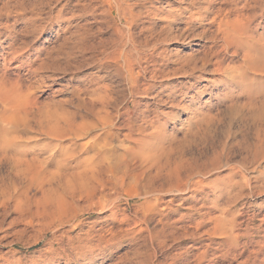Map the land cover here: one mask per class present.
<instances>
[{
    "label": "rangeland",
    "instance_id": "374dc122",
    "mask_svg": "<svg viewBox=\"0 0 264 264\" xmlns=\"http://www.w3.org/2000/svg\"><path fill=\"white\" fill-rule=\"evenodd\" d=\"M122 1L125 3L108 13L99 0H48V21L40 33L27 30L25 17L15 16L14 11L4 18V9L11 11L13 0H0V7L5 6L0 9V89L9 93L13 88L10 97L0 91V98L13 99L11 95L16 96L20 89L18 98L29 99L27 106L24 101L25 109L28 107L24 112L32 108L27 117L22 113L25 109L16 104L21 112L15 106V112L3 104L0 108V184L4 183L0 185V264H172L175 259L182 264H264V0ZM190 3L194 7L171 25V35L188 27L189 31L182 40L168 41L158 50L165 52L162 57L167 56L161 58L160 69L170 75L152 83L154 87L146 94L131 97L122 79L95 67L97 56L87 52L81 57V48L88 44L101 47L98 52L116 49V42L122 39L118 28L124 27L116 21L118 13L134 14L130 31L142 42L149 32L153 39L164 32L168 12ZM204 10L209 12L200 20ZM237 14L242 17L231 29L234 42L224 48L219 37L212 39L216 23L222 19L234 22ZM61 21L69 24L68 32L63 31ZM203 31L205 36H198ZM63 38L69 45L83 43L74 51L80 65L77 72L53 75L49 69L36 71L53 54L63 63L62 52L69 46ZM15 50L23 53L17 56ZM177 55L187 62L206 55L210 63L203 74L172 75L181 64ZM13 77L20 82L18 86ZM96 79L99 85L104 83L102 87L108 85L107 91H94ZM3 83L9 84L6 89ZM16 86L23 87L16 88V93ZM27 90L32 96H23ZM105 91L117 105L111 99L108 109L115 134L97 142L93 138L101 133L97 129L80 138L76 162L70 159L59 165L63 154L59 147H68V138L52 140L35 131L36 127L71 120L78 99L83 101L78 103L82 108L99 106L97 97ZM126 107L130 117L123 114ZM17 110L20 122L27 118V125L14 119ZM142 112L144 123L139 121ZM7 113L15 130L5 120ZM80 113L86 118L81 121L74 116L75 123L79 120L77 124L86 127L95 122L92 113ZM127 119L133 131L122 128ZM25 150L44 157L48 168L34 171L16 186L11 181L16 168L4 157ZM3 160H8L7 165ZM8 165L14 172L8 171ZM176 176L178 181L173 180ZM160 185L162 195L145 196V191ZM187 197L188 201L183 200ZM50 252H56V257L52 259Z\"/></svg>",
    "mask_w": 264,
    "mask_h": 264
},
{
    "label": "bare ground",
    "instance_id": "6f19581e",
    "mask_svg": "<svg viewBox=\"0 0 264 264\" xmlns=\"http://www.w3.org/2000/svg\"><path fill=\"white\" fill-rule=\"evenodd\" d=\"M29 0H13V2L12 3H10V4H12L13 5V7H12V9H11V11H10V9L9 8H7L6 7V9H4L5 10V14H4V11H3V16H4V18H6V17H8L10 14H11V12L12 11H14V14H15V16H17V17H20V18H23V17H25V21L23 22V24H24V26L26 27V29L27 28H30V29H33V30H35V31H40V33H42V31H43V29H44V27H43V23L44 22H46L47 23V21H48V18L45 16V15H47V13H46V10H47V8H48V0H30V3H27ZM99 1H101L103 4H105L106 6H107V9H108V13H111L112 11H113V9L117 6H119V4L121 3V2H123L122 0H99ZM194 1V0H193ZM7 2V1H6ZM10 2V1H9ZM149 2H150V0H149ZM190 2H192V0L190 1ZM195 2V1H194ZM8 3V2H7ZM123 3H125V2H123ZM197 3V2H196ZM10 4H9V6H10ZM11 5V6H12ZM128 5V4H127ZM5 6H3L2 8H4ZM116 7V8H117ZM125 7V6H124ZM194 7V3H190L189 5H186L185 7H182L181 9H178L177 11H175V12H168V15H167V17H164V18H166L165 19V23H166V25H165V28H164V32L162 33V34H160V35H157L154 39L152 38V35H151V33L149 32L148 33V35L144 38V40L142 41V42H137L136 40H135V38H134V36H133V34H132V32L130 31L131 30V28L133 27V25H134V22H135V18L136 17H134V14H132L131 13V15H125V12H124V14H120V13H118V15H117V18H116V21L119 23V24H123L124 25V27H119L118 29H120V31H121V33H122V36H121V40L120 41H118V42H116L117 43V45H116V49H113L112 51H109V52H105V51H101L100 50V52H98L99 51V48H101V47H95L94 45H90V44H88V45H85V46H83L82 48H81V50H80V54H81V57H83L85 54H87V52H89V53H91V56H92V54H94L93 56L94 57H96L97 56V58L95 59L96 60V65H95V67L100 71V73L101 72H103V73H108V74H112V77H114L115 79L116 78H118V79H122L123 81H124V83H125V85L127 86V88H128V91H129V94L131 95V97L132 96H134V95H142V94H146L147 93V91L148 90H150V89H152L154 86H153V84L152 83H154V82H156L157 80H160V79H165V78H167V77H169V72L168 73H164L163 71L164 70H161L160 69V67H161V65L162 64H160L161 62L160 61H163L161 58H166L167 56H166V54L162 57V54H164L165 52L164 51H162V52H158V50H159V48H161V46L163 45V44H165V43H167L168 41H172V40H177V41H179V40H182L183 39V36H184V33H186V31L188 32L189 31V27H188V25H189V23H188V25H187V27L188 28H186V29H184L185 31H183V32H177V34H175L174 36H172L171 35V32H172V28H171V25L175 22V21H178V20H180L181 19V16H182V14L183 13H185V12H187L190 8H193ZM197 7V6H196ZM1 7H0V9H2ZM130 8V7H129ZM199 8V7H198ZM202 8V7H201ZM122 9V8H121ZM126 10H127V8H125ZM203 9V8H202ZM205 9V8H204ZM115 10V9H114ZM26 11H28V14H26L25 12ZM127 11H129V10H127ZM205 11H207V10H204V11H202V12H200L199 13V15L201 16V19L200 20H204V18L206 17V15H207V13L209 12H205ZM59 12V11H58ZM131 11H129V13H130ZM59 14V13H58ZM107 14V13H106ZM156 14V13H155ZM154 14V15H155ZM1 15H2V13H1ZM1 15H0V18H1ZM12 15H13V13H12ZM28 15V16H27ZM2 16V17H3ZM57 16V15H56ZM61 16H62V14H61ZM111 16V15H110ZM166 16V15H165ZM237 17H236V21H234V22H229L227 19H222V20H220L219 22H217L216 24H217V28H216V34L212 37V39L214 40L215 38H217V37H219V39L221 40V43H222V45L224 46V48H227L228 47V45L233 41L234 42V40H232V39H230V36H232L233 34H232V26L233 25H235V24H238V23H240L241 22V20H240V18H238V17H242V16H240L239 14H237L236 15ZM156 17V16H155ZM138 18V17H137ZM163 18V19H164ZM214 20H216V19H214ZM62 22V27H63V31L66 33V32H68L69 30H70V27H69V24L67 23L66 24V21H61ZM164 23V24H165ZM176 23V22H175ZM191 25V24H190ZM72 26V25H71ZM24 27V28H25ZM164 27V26H163ZM162 27V28H163ZM161 28V29H162ZM185 28V27H184ZM191 28V27H190ZM79 29H80V27H79ZM133 29V28H132ZM145 29H147V28H145ZM204 29V28H203ZM232 29V30H231ZM28 30V29H27ZM26 30V31H27ZM33 30H30V32L29 33H31V34H35V32L33 31ZM76 30V29H75ZM81 30V29H80ZM115 30V29H114ZM28 32V31H27ZM74 32V31H73ZM76 33H77V31H75ZM81 32H83V31H81ZM145 32H147V30L145 31ZM205 32L206 31H203L202 33H200L198 36H205ZM25 33V32H24ZM75 33V34H76ZM78 33H79V31H78ZM77 33V34H78ZM124 33V34H123ZM26 34V33H25ZM28 34V33H27ZM75 34H73L74 36H75ZM145 34V33H144ZM147 34V33H146ZM121 35V34H120ZM207 35V34H206ZM70 37H71V35H69ZM69 37V38H70ZM73 37V36H72ZM79 37H81V38H83V36H79ZM78 37V38H79ZM87 37V36H86ZM85 37V38H86ZM80 38V40H82ZM88 39V38H87ZM207 39V38H206ZM63 40H65L64 38H63ZM67 41H68V39H66ZM66 40H65V43L66 44H68V42H66ZM71 40V39H70ZM73 40V39H72ZM75 40H76V38H75ZM92 40V39H91ZM90 40V41H91ZM77 41V40H76ZM63 43V42H62ZM79 42H75L74 41V43H71L69 46H67L66 45V48L65 49H67V51L64 49V48H62V49H64V51H65V53L64 52H62L64 55V59L62 60V64H60L59 63V60H58V57H55L56 55H54L53 54V57L54 58H52L51 60H48L49 61V63H42V62H40V65L38 64H36L37 66L36 67H38L39 66V69H37L36 68V71L38 70H40L41 72H42V70H48L49 69V71L53 74V75H57V74H61V73H66V72H70V73H75V72H77V70L79 69V67H80V65L78 64V63H76L75 61V55L74 54H76L75 52V48H76V46L77 45H82V44H78ZM81 43V42H80ZM92 43H94L93 41H92ZM91 43V44H92ZM98 43V42H97ZM96 43V44H97ZM169 43V42H168ZM22 44V43H21ZM23 44H24V46L23 47H25V42H23ZM22 44V45H23ZM61 44V43H60ZM1 45V44H0ZM21 45V46H22ZM27 45V44H26ZM62 45V44H61ZM65 45V44H64ZM64 45H62V46H64ZM20 46V47H21ZM29 46V45H28ZM27 46V47H28ZM60 46V45H59ZM61 46V47H62ZM8 47V46H7ZM15 47H17V46H15ZM60 47V48H61ZM9 48V47H8ZM18 48H19V45H18ZM22 48V47H21ZM59 47L57 48V50L58 49H60ZM23 49V48H22ZM28 49V48H27ZM62 49H60V50H62ZM78 49V48H77ZM162 49H163V47H162ZM13 50H14V48H13ZM25 50V49H24ZM60 50H58V51H60ZM16 51V50H15ZM23 51V50H22ZM25 51H27V50H25ZM24 51V52H25ZM63 51V50H62ZM75 51V52H74ZM78 51V50H77ZM160 51V50H159ZM165 51H166V49H165ZM11 52V51H10ZM9 52V53H10ZM17 52V56H19L20 55V53L22 54L23 52H21V51H19L20 53H18V51H16ZM79 52V51H78ZM12 53V52H11ZM61 53V52H60ZM97 53V54H96ZM19 54V55H18ZM56 54V53H55ZM58 54V53H57ZM5 55V54H4ZM11 55V54H10ZM15 55V54H14ZM60 55V54H59ZM78 55V54H77ZM90 55V54H89ZM99 55H101L102 57L100 58H98V56ZM7 56V55H6ZM5 56V57H6ZM16 56V57H17ZM62 56V55H61ZM90 56V57H91ZM178 56V55H177ZM216 56V55H215ZM44 57V56H43ZM47 57H49V55H47ZM93 57V58H94ZM217 57V56H216ZM10 58V57H9ZM51 58V57H50ZM62 58V57H61ZM86 58V57H85ZM192 58V57H191ZM4 59V58H3ZM48 59V58H47ZM161 59V60H160ZM189 59H190V55H189ZM12 60V58L10 59V61ZM44 60V59H43ZM42 60V61H43ZM89 60V59H88ZM93 60V59H92ZM183 60H186V59H184V57L182 58V57H179L178 56V58H177V61H179V62H177V63H181L180 64V66L179 67H176V68H174V70H173V72H172V75H181V76H186V77H193V75L195 74V73H202L203 74V72H204V70L207 68V66L209 65V63H210V60L207 58V56L206 55H203L201 58H195L194 60L192 59L191 61H189V62H187V60H186V63H184V61ZM7 61V60H6ZM9 61V62H10ZM86 61V60H85ZM167 61V60H166ZM1 62V61H0ZM36 62V61H35ZM44 62V61H43ZM160 62V63H159ZM164 62V61H163ZM173 62V61H172ZM174 63V62H173ZM172 63V64H173ZM182 63H184V65L183 66H181L182 65ZM190 63V64H189ZM220 63H218V65H219ZM3 65V64H2ZM7 65V64H6ZM35 65V64H34ZM174 65V64H173ZM176 65H178V64H176ZM4 66V65H3ZM166 66H167V64H166ZM215 67V66H214ZM5 68V67H4ZM28 69V68H27ZM42 69V70H41ZM162 69H164V68H162ZM6 70H8V69H6ZM33 70H34V68H33ZM44 70V71H45ZM167 70V69H166ZM2 71V70H1ZM4 71V70H3ZM2 71V72H3ZM31 71V70H30ZM45 71V72H46ZM11 72V71H10ZM166 72V71H165ZM35 73V72H34ZM5 74V73H4ZM16 74V73H15ZM37 74V73H36ZM35 74V75H36ZM42 74V73H41ZM18 75V74H17ZM39 75V74H38ZM146 75H148V79H145V77H146ZM2 76V75H1ZM4 76V75H3ZM7 76V75H6ZM29 76V75H28ZM31 77V76H30ZM29 77V78H30ZM10 78V77H9ZM13 78H15L16 80H14V81H17V78L16 77H13ZM112 79V78H111ZM143 81V83L141 84V80ZM114 80V79H113ZM14 81H12V82H14ZM4 82V81H3ZM97 82H99V79H96V89L94 90V91H102V88H104V90H106L107 91V89H108V85L107 86H105V87H102L103 86V84L101 83V85H99V83H97ZM7 83H8V81H7ZM18 83H20L19 81H17V86H18ZM13 84V83H12ZM15 84H16V82H15ZM15 84H13V86H15ZM2 85H4V83L2 84ZM6 85V84H5ZM4 85V86H5ZM7 85H9V84H7ZM6 85V86H7ZM1 86V85H0ZM3 86V87H4ZM6 86H5V89H6ZM15 87V91H16V93H17V90H18V88H20V87H23V86H20V87ZM93 87V86H92ZM16 88H17V90H16ZM27 88H30V87H27ZM98 89H100V90H98ZM170 89V88H169ZM3 89L1 88L0 89V91H1V93L4 91H2ZM8 90V92H9V88L7 89ZM12 91H13V88L11 89ZM87 90V89H86ZM12 91L11 92H9V93H6V91H5V93L3 92V95L4 94H7L8 96H9V94L11 93L12 94ZM14 91V92H15ZM19 91H20V89H19ZM19 91H18V93H17V95L19 94L20 95V93H19ZM28 91L29 90H27L26 91V93H25V91H24V94H23V96L25 97H29V96H27V94H31L30 92L28 93ZM89 91V90H88ZM105 91V92H106ZM109 91V90H108ZM169 91H171V90H169ZM111 92V91H110ZM21 93H22V89H21ZM87 93V92H86ZM103 93V92H102ZM109 92L107 93H104L103 95L101 94V92L99 93V96H98V93H97V100H99V101H97V103H98V105L99 106H96L95 108H90V109H88V108H82V105H79L78 103L79 102H81L80 101V99H78V97H77V101H79V102H77V105L78 106H73L75 109H73V110H71L72 111V121L71 120H68L67 119V122L66 121H62V122H64L62 125H60L59 123H54L55 121H53V123L54 124H52V122H51V124L49 123L50 121H48V123L46 122H43V123H45V125L43 124H41V126H37L36 128H34V129H36L35 131H39L38 133H40V134H43V135H46L47 137H49V138H51L52 140H55V141H61L62 139L63 140H65L66 138H68V141H69V145H68V147H63V145H59V144H57L58 146H60L59 147V150L63 153L62 154V158L61 159H59L58 161H59V165H60V162H62V163H64L65 162V160H68L67 162H69V160L71 159V160H74L75 162H76V160H75V158L76 157H78L77 155H76V151L79 149V147L77 146V142L80 140V138H86L87 136H89V134L91 133V132H96L97 131V129H99L100 131H101V133L100 134H97V135H94L93 136V138L95 139V141H97V142H100V141H104V140H106L108 137H110V136H113L115 133H114V129H116L115 128V126L116 125H114L115 123L113 122L114 120L110 117V114H109V112L110 111H108V109H109V105L111 106V99H112V102H113V98H111V95H110V97H109ZM7 95H5V96H7ZM15 96V94L12 96L11 95V97H13V99L11 98H0L1 100H0V103H1V107L0 108H2V104L4 105L3 107H6V110H7V108L10 110L11 109V111L13 110L12 108L15 106V104H16V106H21V107H23L24 109H25V106H27L28 104H27V102H28V100H24V98H18V96ZM96 95V94H95ZM175 95V94H174ZM31 96H32V94H31ZM88 96V95H87ZM94 96V95H93ZM92 96V97H93ZM0 97H1V94H0ZM10 97V96H9ZM90 97V96H89ZM88 97V98H89ZM31 99H33V97H30ZM2 99H3V101H2ZM95 99V100H96ZM92 100V99H91ZM94 100V99H93ZM114 100H115V98H114ZM2 101V102H1ZM26 102V105H25V102ZM31 101H33V100H31ZM34 101H36V99L34 100ZM34 101H33V103H34ZM37 102V101H36ZM83 102V101H82ZM81 102V103H82ZM91 102H94V101H91ZM96 102V101H95ZM115 102V101H114ZM113 102V103H114ZM29 103V102H28ZM85 103V102H84ZM88 103V102H87ZM86 103V104H87ZM83 104V103H82ZM96 104V103H95ZM125 104H127L126 106L127 107H129V103L127 102V103H125ZM134 104V103H133ZM23 105V106H22ZM25 105V106H24ZM30 105H32V104H29V107H31ZM36 105V104H35ZM88 106H90V104H87ZM93 105V104H92ZM112 105H114V107H116L117 105H116V102H115V104H112ZM15 106V107H16ZM85 106V105H84ZM21 107H18L19 108V110H20V112L22 111L20 108ZM32 107H34L33 105H32ZM87 107V106H86ZM112 107V106H111ZM127 107H126V110L125 111H123L124 113L123 114H125V115H128L129 116V114H130V111L127 109ZM17 108V107H16ZM17 108V109H18ZM28 108V107H27ZM27 108L25 109V110H23L22 111V113H23V115L25 114L26 115V117H27V113L29 112V110H32V108L31 109H28V112H24V111H27ZM35 108V107H34ZM117 108V107H116ZM115 108V109H116ZM3 109H5V108H3ZM114 109V110H115ZM125 109V108H124ZM133 109H134V107H133ZM132 109V110H133ZM2 110V109H1ZM4 111V112H7V111ZM19 110H17V112L15 113L16 114V116H17V114L18 113H20L19 112ZM68 110V109H67ZM75 110V112H73ZM11 111H10V113H11ZM14 111V110H13ZM81 111H85L86 112V114L88 115V113H92L95 117H93L94 119H95V122L92 124V125H89L88 123V126H86L87 124H85V126L86 127H84L82 124L81 125H79V124H77V122L79 121H77L76 123L73 121L74 119H73V117L74 116H78L79 118L78 119H80L81 121H84V118H86L84 115V117H82L80 114V112ZM3 112V113H4ZM15 112V111H14ZM2 113V112H1ZM2 113V114H3ZM10 113H7L9 116H7V119H5V120H9L8 119V117H10ZM66 112H64V114H65ZM70 113V112H69ZM132 113V112H131ZM134 113V112H133ZM135 113H137V112H135ZM141 113V112H140ZM139 113V114H140ZM154 113H156V112H154ZM12 114V113H11ZM14 114V113H13ZM11 115V117L12 116H14V115ZM21 114V113H20ZM122 114V115H123ZM22 115V116H23ZM67 115V114H66ZM90 115V114H89ZM117 115V114H116ZM115 115V116H116ZM120 115V114H119ZM124 115V117H126ZM132 115V114H131ZM135 115V114H134ZM133 115V116H134ZM146 115V114H145ZM156 115H158V113L156 114ZM4 116H5V114H4ZM16 116H14V117H12V119L14 118L15 120H17L18 119V121H19V123H22L23 122V124H25V120L27 121V118L26 119H24V121H22V122H20V118H18V116H20V115H18L17 117ZM22 116H21V118H22ZM128 116H127V118H128ZM140 117H139V121H141V122H145V117H144V115H143V112H142V114L141 115H139ZM63 117H65V118H68L67 116H65V115H63ZM130 117V116H129ZM158 117V116H157ZM138 118V117H137ZM3 119V120H4ZM11 119V118H10ZM23 119V118H22ZM70 119V118H69ZM89 119V118H88ZM88 119H86V120H88ZM92 119V118H91ZM93 119V120H94ZM132 119V118H131ZM134 119V118H133ZM135 119H136V116H135ZM64 120V119H63ZM90 120V119H89ZM113 120V121H112ZM7 121H5V122H7ZM18 121H16V122H18ZM91 121V120H90ZM89 121V122H90ZM129 121V119H127V121L126 122H128ZM10 124H12V121H8ZM15 122V123H16ZM28 122V121H27ZM56 122H58L57 120H56ZM125 122V124H123V126H122V128H127V130H129V131H131L132 129H133V126H132V124H130L131 123V121L130 122H128V123H126ZM13 123H14V120H13ZM30 123V122H29ZM124 123V122H123ZM8 124V123H7ZM18 124V123H17ZM28 123H26L25 125H27ZM31 124V123H30ZM39 124H40V122H39ZM91 124V123H90ZM9 125V124H8ZM13 125V124H12ZM10 126L12 129L14 128V125L13 126ZM16 125V124H15ZM20 125V124H19ZM19 125H17V126H19ZM34 125V124H33ZM122 125V124H121ZM134 125V124H133ZM16 126V127H17ZM15 127V128H16ZM22 128L21 129H23V126H21ZM25 127V126H24ZM28 127H29V125H28ZM28 127H25L26 129L28 128ZM35 127V126H34ZM10 128V129H11ZM119 128H121V127H119ZM124 128V129H125ZM7 129V128H6ZM9 129V128H8ZM11 129V130H12ZM20 129V130H21ZM30 129V128H29ZM32 129V128H31ZM34 129H32L31 131H33ZM139 131H141L142 129H141V127H139V128H137ZM13 130H15V129H13ZM4 131H6V130H4ZM128 131V132H129ZM133 131V130H132ZM23 132H26L25 130L23 131ZM11 132H9V134H10ZM6 134V133H5ZM39 134V135H40ZM8 135V134H7ZM11 135V134H10ZM10 135H8L9 136V138H10ZM92 135V134H91ZM11 137H13V135H11ZM11 139V138H10ZM10 139H8V140H10ZM7 140V139H6ZM12 140V139H11ZM13 140H14V137H13ZM11 142V141H10ZM10 142H8L7 141V143L9 144ZM63 142V141H62ZM6 143V144H7ZM14 143V142H13ZM57 143V142H56ZM107 143H108V141H107ZM107 143L105 142L104 144H106L107 145ZM137 143V142H136ZM89 144V143H88ZM52 145V144H51ZM87 145V143L85 144V146ZM15 146V145H14ZM80 146V145H79ZM5 147V146H4ZM7 147H9V146H7ZM55 147V146H54ZM82 147H83V145H82ZM91 147V146H90ZM105 147V146H104ZM107 147V146H106ZM4 149V148H3ZM6 149V148H5ZM4 151V150H3ZM9 151V150H8ZM8 153V152H7ZM11 153V155L13 154L14 155V153H12V152H10ZM35 153V152H34ZM34 153H30V151H29V153L27 152V150H25V151H22L21 153H15V155L12 157V156H9L8 155V157L6 156V157H4V159L6 158V159H8V160H5V161H8V162H6V163H9V162H11V164H9V165H13L15 168H16V172H15V177L11 180L10 178L12 177H10V178H6L7 180H11V181H13L12 182V184H14V185H20V182L22 183L23 181H24V179H27V177L29 178V177H31V174L34 172V171H36L37 173H39V170L41 169V170H43L44 168H45V166H46V162H48V161H45V159H43L44 157H39L37 154H34ZM59 153V152H58ZM5 154V153H4ZM2 156V155H1ZM3 156H5V155H3ZM2 156V157H3ZM41 156V155H40ZM52 157V156H51ZM47 158H49V157H47ZM54 158V157H53ZM59 158V157H58ZM48 160V159H47ZM4 161V160H3ZM5 161L4 162H2V163H4V164H6L5 163ZM64 161V162H63ZM53 162V161H52ZM1 163V164H2ZM49 163V162H48ZM47 163V164H48ZM7 165V164H6ZM8 165V169L10 168L11 169V167ZM12 166V167H13ZM3 168H5L4 167V165H3ZM7 168V167H6ZM48 168V167H47ZM47 168H45V169H47ZM177 168V167H176ZM10 169L8 170V171H10ZM157 169H159V168H157ZM4 171V173L7 171L6 169L5 170H2V172ZM7 171V172H8ZM10 172H14V169H13V171H12V169H11V171ZM10 172H9V174H10ZM3 173V174H4ZM37 173H35V174H37ZM40 173L42 174L43 172L42 171H40ZM8 174V175H9ZM14 174V173H13ZM41 174H39V175H37V176H40ZM0 175H1V172H0ZM5 175H6V173H5ZM4 175V176H5ZM12 175V174H11ZM30 175V176H29ZM32 175H34V174H32ZM156 176H160V174H156ZM168 176V175H167ZM2 177V179H3V176H1ZM8 177V176H7ZM160 177H162V175L160 176ZM177 177V176H176ZM32 178H34V177H32ZM32 178H30V179H32ZM37 178V177H36ZM169 178V177H168ZM179 177H177L176 179H173L174 181H176L177 179H178ZM23 179V180H22ZM30 179H28L29 181H31ZM163 179V178H162ZM167 179V178H166ZM1 180V179H0ZM5 180V179H4ZM3 180V181H4ZM10 180H9V182H10ZM27 181V180H26ZM28 181V182H29ZM33 181V180H32ZM31 181V182H32ZM168 182L169 181H171V179L170 180H167ZM178 181V180H177ZM6 182V181H5ZM8 182V181H7ZM8 182V183H9ZM28 182H26L25 183V185L28 183ZM172 182V181H171ZM3 183V182H2ZM2 183L0 184V185H2ZM30 183V182H29ZM163 183H164V179H163ZM170 183V182H169ZM168 183V184H169ZM178 183V182H177ZM176 183V184H177ZM10 184V186H13V185H11V183H9ZM24 184V183H23ZM22 184V185H23ZM167 184V185H168ZM3 185H4V183H3ZM5 185H6V183H5ZM21 185V186H22ZM172 185V184H171ZM7 187L9 186L8 184L6 185ZM14 187V189L15 188H18V187ZM169 186V185H168ZM3 187V186H2ZM1 186H0V188H2ZM11 188H13V187H11ZM22 188V187H21ZM187 188V187H186ZM186 188H185V190H186ZM20 190V189H19ZM0 191H1V189H0ZM4 192H5V190H4ZM11 192H13V191H11ZM145 192H147V193H144L145 194V196L146 197H148V196H152L153 198H156V196H158L159 194H163V186L162 185H160L159 186V188L158 189H156V188H151L150 190L148 189L147 191H145ZM18 193V192H17ZM171 193V192H170ZM12 195V194H11ZM16 195V194H15ZM142 196V195H141ZM11 199V198H10ZM183 200H185V201H188L189 200V197H187V198H183ZM222 245H224V243H218V246H222ZM51 253V255H52V259L53 258H55L56 257V255H57V253L56 252H50ZM91 256V255H90ZM94 257V256H93ZM176 259L173 261L174 263H172V264H182V263H176ZM180 261V260H179ZM48 264H52V263H50V261L49 262H47ZM198 264H201V262L199 261L198 262Z\"/></svg>",
    "mask_w": 264,
    "mask_h": 264
}]
</instances>
